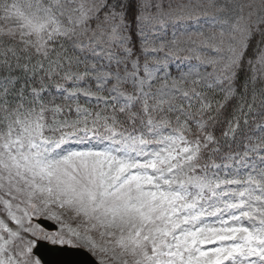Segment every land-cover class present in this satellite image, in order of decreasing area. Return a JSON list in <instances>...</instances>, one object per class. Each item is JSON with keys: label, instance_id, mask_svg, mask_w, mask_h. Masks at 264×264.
Wrapping results in <instances>:
<instances>
[{"label": "snow or ice", "instance_id": "6c2138e0", "mask_svg": "<svg viewBox=\"0 0 264 264\" xmlns=\"http://www.w3.org/2000/svg\"><path fill=\"white\" fill-rule=\"evenodd\" d=\"M192 18L159 6L136 17L160 30ZM0 21V70L8 73L0 79V264H45L35 251L42 242L87 247L101 264H264V168L243 181L220 180L201 164L215 142L207 131L213 112L234 96L248 42L264 34V0L239 5L227 57L203 61L204 41L191 35L161 42L153 51L168 48L170 56L192 45L187 50L212 71L184 73L155 91L147 64L144 75L138 61L130 70L125 64L123 76L106 67L120 65L117 48L130 53L123 0H0ZM257 62L264 69V54ZM14 71L25 74L19 88ZM89 79L99 82L97 91L131 80L134 93H120L124 103L109 115L77 104V119H61L64 106L45 99L50 86L67 92L65 99H87L96 96L80 87ZM215 89L224 102L209 96ZM80 133L108 143L60 150ZM256 147L264 150V135ZM222 185L240 187L220 192ZM40 220L52 228L34 223Z\"/></svg>", "mask_w": 264, "mask_h": 264}, {"label": "rangeland", "instance_id": "374dc122", "mask_svg": "<svg viewBox=\"0 0 264 264\" xmlns=\"http://www.w3.org/2000/svg\"><path fill=\"white\" fill-rule=\"evenodd\" d=\"M139 12L143 11L145 15H152L157 11V6H159L164 11L170 10H180L184 9L186 12L190 11L193 13V18L185 20L178 25L169 26L164 30H160L158 27L154 28L148 21H138L134 19L132 23L129 18H127V28L125 34L128 37V43L126 47L130 50L128 55H125L123 49H116L117 55L121 60L119 66H117L115 60L111 62L110 65L106 63L111 71L119 72L122 76L124 74L125 64L128 65L129 70L131 69V63L133 61H138L140 65L141 75H144V65L147 64L150 71L153 72L155 80L153 83V91L160 88L165 80L171 84V81L175 78H179L184 73L196 72L198 71L202 76H206L208 72L212 71L210 66H207L206 63L202 64L201 61H197L193 53L189 52L187 49L193 47L190 44L182 43L180 48L183 49L176 56L168 55V48H165L163 51H153V49H159L161 42H169L173 38V34L181 36V38H186L191 35L193 38H198L203 40L204 43L199 45L201 49V55L203 61H207L209 58L220 59L221 56L227 57L230 55L228 52L229 45L233 43L231 36V26L234 23L235 17L239 14V5L253 3L259 5L260 0H139ZM142 5H147L146 8H142ZM247 11V10H246ZM226 22V23H225ZM3 24V21H0V25ZM199 33H203V36H199ZM263 37V40L260 44L258 53L255 58L252 60L247 58V61L251 63V69L253 71L252 76L250 77L251 88L253 91H257L258 87H254L259 76L260 80L264 84V69L261 68V65L257 62L258 58L264 54V34H260ZM145 39L148 40V44H145ZM249 43V42H248ZM248 46V44H247ZM171 47V45H169ZM219 49V52H217ZM245 51L243 53L244 58ZM253 77H255L253 79ZM193 77H189L192 79ZM211 82V81H210ZM64 85V88L71 90L69 84L63 81H59ZM99 83L94 79L87 80V83L80 84V87H90L92 91L96 92L95 97H89L87 100L91 103L103 104L107 103H124V98L120 96V93L124 94V97L129 96L134 93V88L132 81L129 80L127 83L122 85L117 91H113V85L115 80H112L110 83L104 85L103 91H97L96 84ZM236 88V85H235ZM55 89L61 94L67 95V92H62L57 90L55 84H52L49 88ZM147 90V89H146ZM224 94L215 89L213 92H209L210 97H214L215 100L219 99L220 96ZM111 96H117L116 101L108 99ZM86 99L84 96L80 95L75 98ZM220 100V99H219ZM252 103V102H251ZM77 104L88 108L89 111L93 113H101V115H109L111 111L108 109H101L100 107L95 108L89 104H84L78 102ZM75 105V108L77 106ZM260 104V105H259ZM256 105H259L261 108L253 106L255 109L254 114L260 113L253 120V125L249 129H239L236 134L237 137L230 140L233 143V147L228 151H222L218 154H212L207 158L203 153L201 164L207 165L204 168V172L208 174L210 178L220 179V180H239L243 181L247 179V173L252 169L256 168L257 170L264 168V150L256 147L259 143V139L264 135V105L261 103V99L256 102ZM139 108V105H138ZM137 108V109H138ZM261 109V110H258ZM138 111V110H136ZM251 112V111H249ZM61 119L67 118L69 120L77 119V115L66 114L60 117ZM252 121V119H250ZM250 120L245 121L244 125L248 124ZM251 123V122H250ZM137 128L140 131H145L146 129L141 127L140 123H137ZM152 139V137H146ZM107 141H101L96 137L84 136L83 133L78 134L77 136L72 137L70 140H67L61 145L62 151L69 150H82L87 148L99 149L107 145ZM215 149L216 147L213 146ZM58 150V151H60ZM208 148L204 152L209 151ZM214 153V152H213ZM248 153V155H245ZM203 174V173H200ZM240 187V185H228L227 187L221 186V189H218L220 192H226L228 188ZM205 197L209 196L210 193L207 191L204 193ZM217 200L213 197L210 203H216ZM217 206H222L217 204ZM226 218V217H225ZM34 223H37L34 221ZM72 224L71 221H69ZM11 226V225H10ZM75 227V224H72ZM216 245H207V247H213ZM87 249L92 255L101 263L102 257ZM120 259L118 258L115 261H110V264H120Z\"/></svg>", "mask_w": 264, "mask_h": 264}, {"label": "trees", "instance_id": "16d2710c", "mask_svg": "<svg viewBox=\"0 0 264 264\" xmlns=\"http://www.w3.org/2000/svg\"><path fill=\"white\" fill-rule=\"evenodd\" d=\"M124 4L126 5V11H127V18L134 23V19H136L139 10V0H123ZM263 40V37H261L260 34H256L253 36V38L249 41L247 49L244 54V58L241 62V66L238 70L237 77H236V88H235V94L234 96L228 100L225 103V106L223 108H220L218 111H214L213 115L216 117L214 121L209 123V127L207 128V131L211 133V135L214 137V143L209 145V151L204 152V154L207 156V158H210L209 156L212 154H218L222 151H228L230 148L233 147V143L230 140L233 138L237 137V135H242V134H236L239 129L245 128L249 129L248 126L250 127L253 125V118L255 119L258 114H254L255 109L261 108L259 105H256V102H258L259 99L264 101V84L262 80H260V76L257 79L256 84L254 87H258L257 91H253L251 88V82H250V77L253 74V71L251 69V63L247 61V58L254 59L256 54L258 53L257 51L259 50L260 44ZM8 73L0 70V79H2L5 75ZM13 76H17L20 78L19 83L17 84V88H19L24 82H25V74L20 71H14L11 73ZM27 94V93H26ZM253 95H255V107L257 108H252L251 112H249L246 104L252 102ZM67 95L61 94L57 92L55 89H51L45 96L46 100L53 101L56 104L63 105L65 108V113L70 114V115H77L75 111V105L78 102L84 103V104H89L92 107L98 108L100 107L101 109H108V111L112 112L113 105L115 104L116 108H119L122 103H107L103 104L101 106L100 104H95L93 102H89L87 99H72V98H67L65 99ZM220 99V100H219ZM218 101L224 102L223 101V96H220ZM139 104H136L135 107H133V111L139 110L138 108ZM253 105V106H254ZM264 105V103H263ZM138 108V109H137ZM241 108H243V111H241ZM69 109H71L69 111ZM262 109V108H261ZM258 109V110H261ZM118 119L120 120H125L124 116H119ZM252 119V121L250 120ZM250 120V122L246 125H244L245 121ZM137 123H140L139 121ZM238 124V127L236 126ZM125 127H130L126 120H125ZM230 127L232 130H230ZM216 147L215 149L213 148ZM207 150V149H206ZM214 152V153H213ZM211 159V158H210Z\"/></svg>", "mask_w": 264, "mask_h": 264}, {"label": "water", "instance_id": "95a60500", "mask_svg": "<svg viewBox=\"0 0 264 264\" xmlns=\"http://www.w3.org/2000/svg\"><path fill=\"white\" fill-rule=\"evenodd\" d=\"M47 228H52L53 222L40 220ZM45 264H101L87 249L78 246H52L42 242L35 250Z\"/></svg>", "mask_w": 264, "mask_h": 264}]
</instances>
